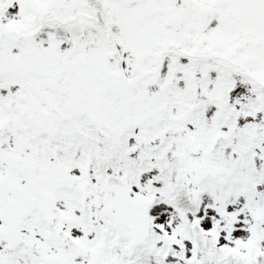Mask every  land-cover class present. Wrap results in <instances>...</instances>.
<instances>
[{"label":"snow or ice","instance_id":"obj_1","mask_svg":"<svg viewBox=\"0 0 264 264\" xmlns=\"http://www.w3.org/2000/svg\"><path fill=\"white\" fill-rule=\"evenodd\" d=\"M0 264H264V0H0Z\"/></svg>","mask_w":264,"mask_h":264}]
</instances>
